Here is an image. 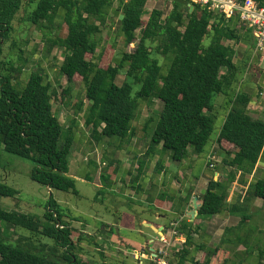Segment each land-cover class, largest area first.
<instances>
[{
  "label": "trees",
  "instance_id": "16d2710c",
  "mask_svg": "<svg viewBox=\"0 0 264 264\" xmlns=\"http://www.w3.org/2000/svg\"><path fill=\"white\" fill-rule=\"evenodd\" d=\"M169 1L173 8L168 15L156 9L144 21L149 0H0V168L3 148L37 165L30 175L34 182L79 196L70 172L80 121L92 128L91 136L97 142L117 138L122 148L137 135L133 123L142 105L160 100L163 110L149 120L154 123L152 146H162L173 161L183 162L190 149L197 155L205 152L219 112L224 110L226 118L217 142L228 170L226 178L211 180L201 198L199 216L223 213L232 185L239 180L246 186V177L253 175L264 153V118L251 113L252 95L239 91L232 96V92L244 70L250 68L253 76H264V69L248 67L249 60L236 61L230 43L246 41L253 46L254 40L252 30L239 17L227 18L225 13L200 5L191 11L187 0ZM253 1L264 6V0ZM115 8L120 28L110 37L113 48L109 52L102 48V33ZM21 11L42 33L47 53L65 51L60 74L70 85H84L85 100L74 106L67 129L54 103L72 106L70 87L58 92L42 67L32 71L24 85L15 83L27 61L16 68L14 62L5 60V46L17 47L14 23ZM119 37L122 41L117 43ZM206 41H210L207 46ZM161 56L170 62L166 74ZM259 62H263L261 54ZM218 96L225 99L223 103L216 102ZM101 180L105 186V174ZM18 195L19 191L0 181V198H12L18 205ZM256 199L264 201V178L251 183L243 203L231 211L242 214V208ZM66 219L53 197L43 218L0 206V264H93L80 248L84 236L75 242V231ZM4 224L11 230H26L30 236L12 240L2 230ZM196 230L187 220L177 227L186 243L177 253L176 264L188 260ZM219 251L206 253L204 264H210ZM256 257L258 264H264V247Z\"/></svg>",
  "mask_w": 264,
  "mask_h": 264
},
{
  "label": "crops",
  "instance_id": "0c3cea01",
  "mask_svg": "<svg viewBox=\"0 0 264 264\" xmlns=\"http://www.w3.org/2000/svg\"><path fill=\"white\" fill-rule=\"evenodd\" d=\"M230 44L235 50L238 64L249 60L248 67L261 66L254 40L253 46L246 41ZM245 71L247 73L245 72L242 80L240 77L238 92L245 91L251 94L252 104L249 106L251 113L254 117L264 118L261 116L264 109L260 105V95L264 97V92L259 90L264 87V76L261 74L253 76L250 68ZM76 103L72 106L74 107ZM146 104L148 103L142 107ZM157 115H153L152 119L157 118ZM72 116L70 115L69 119ZM80 123L81 134H78L76 144L79 141H86L89 144L95 142L97 155L102 154L100 160L104 157L105 170L108 173L110 168L116 171V185H120L121 182L128 184L131 187L130 195H134L143 209L141 212L132 211V217H128L127 220L119 215L111 222H103L100 228H91L80 221L82 227L78 229L73 225L74 221H77L76 218L72 214H66V220L75 231L73 240L78 242L80 236H84L80 241V248L85 259L93 264H153L151 257L155 250L160 248L158 243L166 239L171 242L166 259L170 264H176L177 253L184 248L186 238L178 231V235H174L173 225L177 223L179 227L183 220H187L198 230L193 235L194 245L189 250L190 255L185 264H204L206 253L217 249L220 251L211 259L210 264H258L256 253L264 247V201L256 199L249 207L242 208V214L233 213L231 207L242 204L250 184L264 178V153L253 175L246 177L247 185L241 184L239 180L232 185L227 209L213 217H200L201 198L211 180L226 178L228 170L223 164L224 155L218 140L211 145L203 173L197 175L195 166L200 155L193 153L191 149L183 162H175L162 150V146L153 148L154 123L151 131L142 129L138 132L136 129V137L122 148L121 141L117 138H104L97 142L88 134L90 129L84 128L82 121ZM72 155L71 161L75 167L71 165L70 176L76 180H88L91 166H95L97 170L98 164H101V161L93 156L91 160L86 158L85 162L78 161L74 156V150ZM124 165H131V168ZM73 168L75 174L72 172ZM107 185L111 191L115 189L112 183L108 182L105 186ZM105 186L101 180V187ZM153 191H156V194H151ZM151 207L154 209L151 210ZM244 216L248 217L246 221L243 220ZM128 220L132 231L139 233L134 240L127 234ZM134 251L143 252L144 257L136 259L133 256ZM96 252L101 253L102 260H92Z\"/></svg>",
  "mask_w": 264,
  "mask_h": 264
},
{
  "label": "rangeland",
  "instance_id": "374dc122",
  "mask_svg": "<svg viewBox=\"0 0 264 264\" xmlns=\"http://www.w3.org/2000/svg\"><path fill=\"white\" fill-rule=\"evenodd\" d=\"M172 8V3L169 0H151L148 2L147 15L145 16L144 21L148 20L150 13L153 10H162L165 15H168ZM115 11L116 8L111 12V19L107 26L103 28L102 33L104 41L102 48H107L109 52H111L112 47L110 37L116 36L120 28L119 18L114 15ZM60 22L61 21L58 20V23ZM14 27L15 31L13 34V41H15L17 47L15 49H11V44H7L5 46V60L14 62L16 68L21 67L27 61V66L26 69L23 70V75L14 82L24 85L29 74L42 67L48 75L47 81H50L53 88L57 89L58 92L62 89L70 87L72 105L75 102L79 103L81 100L84 101V85L80 83L70 85L67 78L60 74V66L64 61L65 51L63 49H55L52 53H47L45 50V38L36 27L26 20L24 11L20 12V15L14 23ZM117 39V43L122 41V37ZM251 39H253V37H251ZM209 43L210 41H206L205 45L207 46ZM159 58L161 64L163 65V73L166 74L170 67V62L168 60V62H166V59L162 56ZM261 67L264 69V59ZM245 72L247 73V71L244 70L240 74L241 80L246 74ZM14 76H16V74H14ZM123 82L124 78L120 77L118 79V83L122 84ZM240 82L235 86L232 96L238 92ZM259 90L264 92V87ZM261 95L260 105L264 109V97ZM224 100V98L219 96L216 98V102L219 101L220 104L223 103ZM54 107L57 110L61 123L67 129L71 125V119H69V116L75 114V108L73 106L67 108L56 103H54ZM163 108L164 104L160 100H155L153 103L146 104V106L140 109L139 116L133 123V126L138 130V132H141L140 130L142 129L151 131L152 123L148 121L152 119L153 115H157L160 110H163ZM261 116L264 117V110L261 111ZM225 118V111L223 110L219 112L215 123V132L211 137V141L206 146L205 152L198 156L197 164L195 166V172L197 175H201L204 171V164L208 160L207 158L211 150V145L217 140ZM82 125H85L83 121ZM83 127L85 128V126ZM89 129L88 134L91 136L93 133L92 128ZM80 137L81 139L83 138L81 135ZM95 149V142L89 144L86 141H79V143L74 146V156L78 161L84 160V162L86 158L91 160L92 156L100 160L102 154L98 153L97 155V150L95 151ZM103 158L100 160L101 164H98L97 170L95 169V166H91L90 175L88 176L91 180L82 181L80 179H75L76 188L80 193L78 196L72 193L49 190L47 187L34 182L30 175L37 165L30 160L8 153L1 148L0 181L19 191V195L17 196L19 198V203L17 205V202L12 198H0V206L9 212H21L43 218L46 212V206L53 197L54 200L57 201V203L64 209L65 214H72L73 217L76 218L77 221H74L73 225L78 229L82 227L80 221L90 225L91 228H100L103 222H111L115 219V217H119V215H122V217L127 220L128 217H132V211L141 212L143 209L141 208V204L138 200L133 197L134 195H130L131 187L128 184L121 182L120 185H116L115 180L117 178V173L112 168L109 169V173L105 170L106 164H104ZM72 159L73 155L71 157V160ZM71 165L72 167H75L73 161H71ZM124 166L126 168H131V165ZM72 172L75 174L76 171L74 168ZM104 174L106 175V184H108V182L113 184L115 188L113 191L108 188V185L105 186V188L101 187V175ZM151 194H156V191L151 192ZM152 209L154 208L151 207V210ZM127 225V234L129 238L134 240L135 237L139 236V233L132 231L133 228L129 225V220ZM2 230L6 234L11 235L10 237L12 240H16L19 236H30L28 231L22 229L11 230L8 229L6 224L2 226ZM100 254V252H96L92 260H102L103 257Z\"/></svg>",
  "mask_w": 264,
  "mask_h": 264
},
{
  "label": "built area",
  "instance_id": "2783aa9c",
  "mask_svg": "<svg viewBox=\"0 0 264 264\" xmlns=\"http://www.w3.org/2000/svg\"><path fill=\"white\" fill-rule=\"evenodd\" d=\"M151 1V0H149ZM189 1V7L194 5H200L204 8H208L211 11L225 13L227 18L239 17L245 27L252 30L254 36L255 50L258 54L262 55V61L264 59V6H260L253 0H187ZM99 160V159H98ZM87 161V160H86ZM213 167V165H210ZM174 235H178V224L174 225ZM158 250L151 257L152 261L156 264H169L167 261L168 249L171 246V242L163 239L159 243ZM133 256L136 259L144 257L143 252L134 251Z\"/></svg>",
  "mask_w": 264,
  "mask_h": 264
},
{
  "label": "water",
  "instance_id": "95a60500",
  "mask_svg": "<svg viewBox=\"0 0 264 264\" xmlns=\"http://www.w3.org/2000/svg\"><path fill=\"white\" fill-rule=\"evenodd\" d=\"M191 7V11H193L194 10V7L193 6H190Z\"/></svg>",
  "mask_w": 264,
  "mask_h": 264
}]
</instances>
